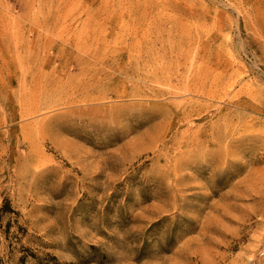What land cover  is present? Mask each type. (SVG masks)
Segmentation results:
<instances>
[{"label":"rangeland","instance_id":"rangeland-1","mask_svg":"<svg viewBox=\"0 0 264 264\" xmlns=\"http://www.w3.org/2000/svg\"><path fill=\"white\" fill-rule=\"evenodd\" d=\"M5 201L1 264H264V0H0Z\"/></svg>","mask_w":264,"mask_h":264},{"label":"trees","instance_id":"trees-1","mask_svg":"<svg viewBox=\"0 0 264 264\" xmlns=\"http://www.w3.org/2000/svg\"><path fill=\"white\" fill-rule=\"evenodd\" d=\"M6 215H13L15 217H18L19 216V213L16 212L12 206H11V203L9 201H5L2 208L0 209V218L3 219L4 216ZM16 222L17 223V227H18V230L20 231V233H24L25 230L24 228H22L19 224H18V221L16 218L14 220L13 217H11V223L9 224V226H11V224H13L12 222ZM2 229V228H1ZM4 235H6V237H9L8 239L11 238V232H10V229L9 230H5L3 229V232H2ZM2 263V259L0 257V264Z\"/></svg>","mask_w":264,"mask_h":264}]
</instances>
